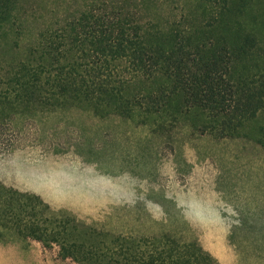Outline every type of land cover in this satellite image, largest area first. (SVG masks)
Segmentation results:
<instances>
[{"label": "rangeland", "instance_id": "obj_1", "mask_svg": "<svg viewBox=\"0 0 264 264\" xmlns=\"http://www.w3.org/2000/svg\"><path fill=\"white\" fill-rule=\"evenodd\" d=\"M64 1V14L83 5ZM123 1L165 31L204 25L232 53L240 92L252 88L263 108L231 137L78 107L13 116V148L0 153V264H75L29 232L26 218L44 215L17 194L108 233L177 228L218 264H264V0ZM62 2L24 0L44 12Z\"/></svg>", "mask_w": 264, "mask_h": 264}, {"label": "trees", "instance_id": "obj_2", "mask_svg": "<svg viewBox=\"0 0 264 264\" xmlns=\"http://www.w3.org/2000/svg\"><path fill=\"white\" fill-rule=\"evenodd\" d=\"M159 1L168 7L179 0ZM82 2L64 14V0L45 12L0 0V153L13 148L12 117L29 111L78 107L152 129L182 125L231 137L263 108L252 88L240 92L232 53L217 47L204 25L197 35L175 23L165 31L123 0ZM16 196L44 215L25 220L34 238L75 264H218L181 229L108 233L56 214L38 197Z\"/></svg>", "mask_w": 264, "mask_h": 264}]
</instances>
